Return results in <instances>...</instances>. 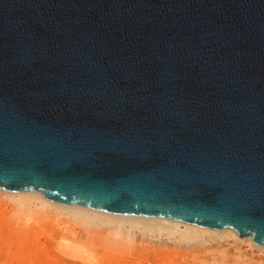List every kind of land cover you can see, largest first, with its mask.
Listing matches in <instances>:
<instances>
[{"label": "water", "instance_id": "1", "mask_svg": "<svg viewBox=\"0 0 264 264\" xmlns=\"http://www.w3.org/2000/svg\"><path fill=\"white\" fill-rule=\"evenodd\" d=\"M0 191L264 246V0H0Z\"/></svg>", "mask_w": 264, "mask_h": 264}, {"label": "rangeland", "instance_id": "2", "mask_svg": "<svg viewBox=\"0 0 264 264\" xmlns=\"http://www.w3.org/2000/svg\"><path fill=\"white\" fill-rule=\"evenodd\" d=\"M51 215L52 213L47 215L39 213L28 222L29 227L32 228L30 233H26L29 239L26 235L25 239L22 238L19 241L16 236L15 238L13 235H8L12 251L14 252V249L17 251L18 247L20 250V246H22L21 251L29 249V253L31 251L32 254L45 249L44 251L47 250L46 256L52 264H264V251L260 252L249 247L247 243L235 242L231 238L205 239V241L201 240L185 245L174 240H167L165 237L158 240L149 237L142 238L137 234L134 241L126 243L113 241L106 228L87 229L62 217L57 218L63 224L62 227L53 225ZM11 216L13 215L9 214L8 218L15 222L13 227L19 226L18 228L21 229L16 217ZM63 226L65 227L63 228ZM63 230H65V234ZM71 235L77 239V246L82 248V251L74 252L75 255L68 256L58 249L57 244L62 237L70 240ZM116 242L118 243L116 244ZM17 256L13 254L6 257L2 253L0 262L2 264H29L28 260L34 259L33 256L30 259L25 258L26 260L20 258V261L22 260L20 262Z\"/></svg>", "mask_w": 264, "mask_h": 264}, {"label": "bare ground", "instance_id": "3", "mask_svg": "<svg viewBox=\"0 0 264 264\" xmlns=\"http://www.w3.org/2000/svg\"><path fill=\"white\" fill-rule=\"evenodd\" d=\"M39 213L42 214L45 213L46 215L52 213L51 215L52 222L51 221L50 222L51 223L54 222L53 225L56 224L59 225L60 227H62L61 225L63 224H61V222L57 218L62 217L68 219L71 222H74L75 224H79V226L80 225L84 226L87 229L106 228L109 231L108 233H110V235L112 236L111 238L113 239V241H122L129 243L131 241H134V238L137 236V234L141 235L142 238L149 237V238H156L158 240L165 237L167 240H174L179 244H185V245L191 242H198L201 240L205 241V239L213 240L217 238L221 240L224 238L226 239L231 238L235 242L247 243L249 247L255 248L260 252L264 251V246L253 243L251 236L241 238L237 235V233L233 229L230 228L216 230L212 228L198 227L194 224L169 221L160 218L121 216V215L99 211L89 207L67 205L60 202H56L44 197L43 195L35 191H27L23 193H7L4 191H0V254L1 255L2 253H4L6 257L13 254L15 256L18 255L17 257L19 261L20 258L22 260L25 258L30 259V257L32 258L33 256L34 259H30V261L28 260L29 264H52L48 259V257L46 256L47 250L44 251L45 249L42 250L40 249L41 252L36 251L33 252L32 254L31 251L29 253V249L27 248L26 251L24 250L21 251L22 246H20V250L18 247L17 251H15L14 247L12 246L14 252L12 251V248H10V241H9L10 239L8 235H13L14 237L16 236L19 241L22 238L25 239L26 235L28 237V234L26 233L27 232L30 233V231L32 230V228L29 227L30 224L28 222L34 219L35 215ZM9 214L13 215L11 217H16V219L18 220V224L21 226V229L18 228L19 226L17 228L13 227L15 222H13L10 218H8ZM64 227L65 226H63V228ZM63 231L65 234V230ZM68 233H70L69 230ZM76 241L77 239L75 237H72L70 240H68L66 237H62L61 241H59V243L57 244L58 249L64 252L68 256L75 255L76 253L74 252H79L80 250L82 251V248L77 246ZM117 243L118 242H116V244Z\"/></svg>", "mask_w": 264, "mask_h": 264}]
</instances>
